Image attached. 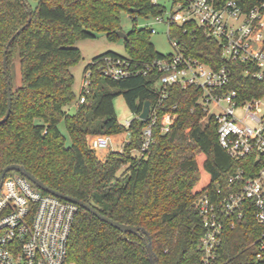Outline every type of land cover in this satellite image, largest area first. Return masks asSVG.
<instances>
[{
	"label": "trees",
	"instance_id": "obj_1",
	"mask_svg": "<svg viewBox=\"0 0 264 264\" xmlns=\"http://www.w3.org/2000/svg\"><path fill=\"white\" fill-rule=\"evenodd\" d=\"M243 3L244 0H238ZM0 0V120L7 104L2 53L21 27L6 54L10 66L18 60L20 86L11 84V109L0 125V173L9 165L23 166L50 189L84 201L100 214L121 224L146 229L158 264H201L199 240L203 234L195 209L197 198L219 190L226 195L240 189L244 178L254 175V157L233 160L217 141V124L197 103L200 91L177 85L167 89L158 109L176 115L166 133L160 122L152 129L153 143L144 155L142 131L149 121L134 118L129 125L117 121L113 101L122 95L129 111L139 116L149 101L159 99L156 73L112 80L103 76L100 60L105 56L127 59L141 68L167 55L150 42L147 27H133L123 40L125 57L114 53L93 58L84 68L89 74L88 92L79 103L73 91L71 68L80 58L74 45L104 33L119 40L120 15L155 17L162 8L152 0ZM250 7L253 0H248ZM31 18L27 24V19ZM171 25L170 38L180 50L213 69L231 70L228 89L240 97H264V83L243 75V66L221 58L217 43L198 30ZM81 91V90H80ZM76 102L75 112L67 108ZM63 121L70 145L58 124ZM127 133L120 151L104 159L87 147V137ZM241 180L230 182L237 171ZM16 174V175H15ZM21 176L9 172L6 177ZM44 194V193H43ZM243 219L222 236L217 264H251L256 251L251 245L264 229L254 219L250 204ZM67 260L73 264H149L141 238L117 229L78 208L67 241ZM264 264V260H263Z\"/></svg>",
	"mask_w": 264,
	"mask_h": 264
},
{
	"label": "built area",
	"instance_id": "obj_2",
	"mask_svg": "<svg viewBox=\"0 0 264 264\" xmlns=\"http://www.w3.org/2000/svg\"><path fill=\"white\" fill-rule=\"evenodd\" d=\"M162 8L156 22L168 28L173 53L138 68L127 59L105 56L100 60L104 77L120 80L155 72L159 92L157 103L150 105L142 131L139 155H144L153 143L152 129L160 122L161 132L173 125L175 114L167 112L159 120L158 109L167 89L177 85L182 89H199L197 103L217 124V141L233 160L254 157L256 173L244 178L240 189L226 195L219 190L204 193L195 202L203 234L198 243L201 264H217L223 232L233 229L243 219L244 205H251L254 219L264 227V97L244 99L234 89H228L231 70L223 65L213 69L185 55L174 38L171 25L192 27L214 40L221 58L243 66V75L264 83V0H152ZM165 15V16H164ZM151 34L156 30L149 28ZM89 74L83 77L79 103L88 92ZM215 109V111H213ZM138 120L139 117L136 116ZM127 122L125 126L129 125ZM110 137L95 135L90 140L94 151L109 148ZM237 171L230 182L241 180ZM36 188L23 176L5 177L0 188V264H73L67 260V241L78 207ZM256 251L251 264H263L264 229L251 244Z\"/></svg>",
	"mask_w": 264,
	"mask_h": 264
},
{
	"label": "rangeland",
	"instance_id": "obj_3",
	"mask_svg": "<svg viewBox=\"0 0 264 264\" xmlns=\"http://www.w3.org/2000/svg\"><path fill=\"white\" fill-rule=\"evenodd\" d=\"M165 16V15H164ZM120 28L121 32L127 33L133 27L143 28L147 27L153 28L156 30L150 37V42L153 44L155 50L163 55L173 53V47L171 41L168 40L167 32L168 28L165 24L161 22H156L155 17L143 15L135 16L133 20L132 17H129L126 13H121L120 15ZM80 51V58L77 63L71 68V74L73 76V91L76 97L79 96L80 90L83 83V71L86 65L95 57L104 55L106 53H114L116 55L125 57L124 43L122 39L111 41L109 40L104 33L97 34L92 39L81 40L75 43L74 45ZM10 76L12 88L16 89L20 86V67L19 62L16 60L10 66ZM114 110L116 114L117 121L120 125H126L127 122H130L136 116L132 114L127 108L124 98L122 95L116 97L113 101ZM76 102L72 103L68 108L67 112L73 114L75 112ZM215 111V109H213ZM58 129L60 133L65 137V145H70V139L67 134L65 124L61 121L58 124ZM92 136L87 137V147L89 150H92L95 156L99 159H104L107 154L110 152L120 151L128 140L127 133H120L117 135L109 136V148L105 151H94L90 148V140ZM16 175V174H15Z\"/></svg>",
	"mask_w": 264,
	"mask_h": 264
},
{
	"label": "water",
	"instance_id": "obj_4",
	"mask_svg": "<svg viewBox=\"0 0 264 264\" xmlns=\"http://www.w3.org/2000/svg\"><path fill=\"white\" fill-rule=\"evenodd\" d=\"M22 2L26 6L27 10L29 11V15H30L31 13H30L29 6L25 2V0H22ZM30 21H31V18L29 17L27 19V24L30 23ZM24 28H25V26L21 27L18 31L15 32V34L8 40L7 44L5 45V49L2 53V69H3V74H4V78H5V82H6L7 104H6L5 114H4L3 118L0 120V125L3 124L8 119L9 114H10V109H11V82L8 78V71H7V66H6V54H7V50L9 49V47L12 44V42L14 41V39L20 34V32ZM117 36L122 40H124L126 38L125 33L121 32V31L117 32ZM150 105H151V103L149 101H146L144 103L142 111L138 116L140 120L145 121L148 118V115L150 112ZM9 172H16V173L20 174L21 176L27 178L36 188H38L39 190H41L42 192H44L46 194H49V195L54 196L58 199L73 203L78 208H82V209L86 210L87 212H89L90 214L95 216L97 219L101 220L102 222H104V223L108 224L109 226L120 231L124 237L126 236L127 233H129V234H133V235L141 238L144 245H145V249H146V253H147V259H148L149 264H158V258H157L156 254L152 248L151 236L146 229H144L142 227H133L130 225L121 224L117 221H114V220L100 214L96 209H94L91 205H89L88 203H86L84 201H81V200L74 198V197L66 196L62 193H59L57 191L50 189L45 184H43L41 181H39L34 175H32L30 172H28L23 166H20V165H9L1 171V173H0V188L2 186L4 178L6 177V174Z\"/></svg>",
	"mask_w": 264,
	"mask_h": 264
},
{
	"label": "crops",
	"instance_id": "obj_5",
	"mask_svg": "<svg viewBox=\"0 0 264 264\" xmlns=\"http://www.w3.org/2000/svg\"><path fill=\"white\" fill-rule=\"evenodd\" d=\"M76 107V106H75Z\"/></svg>",
	"mask_w": 264,
	"mask_h": 264
}]
</instances>
